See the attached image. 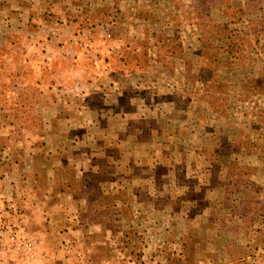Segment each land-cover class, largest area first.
<instances>
[{"label": "rangeland", "instance_id": "rangeland-1", "mask_svg": "<svg viewBox=\"0 0 264 264\" xmlns=\"http://www.w3.org/2000/svg\"><path fill=\"white\" fill-rule=\"evenodd\" d=\"M0 264H264V0H0Z\"/></svg>", "mask_w": 264, "mask_h": 264}]
</instances>
